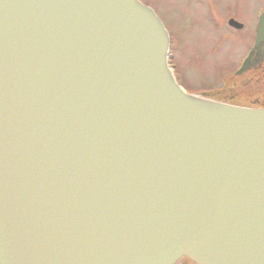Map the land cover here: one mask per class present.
<instances>
[{"label":"water","instance_id":"water-1","mask_svg":"<svg viewBox=\"0 0 264 264\" xmlns=\"http://www.w3.org/2000/svg\"><path fill=\"white\" fill-rule=\"evenodd\" d=\"M168 48L137 0H0V264H264V111Z\"/></svg>","mask_w":264,"mask_h":264},{"label":"rangeland","instance_id":"rangeland-1","mask_svg":"<svg viewBox=\"0 0 264 264\" xmlns=\"http://www.w3.org/2000/svg\"><path fill=\"white\" fill-rule=\"evenodd\" d=\"M140 1L164 21L171 39L170 67L183 90L196 95L223 87L233 76L222 74L233 71L247 54L242 34L228 27L226 15L253 13L264 5V0ZM245 99L244 94L240 103Z\"/></svg>","mask_w":264,"mask_h":264},{"label":"flooded vegetation","instance_id":"flooded-vegetation-1","mask_svg":"<svg viewBox=\"0 0 264 264\" xmlns=\"http://www.w3.org/2000/svg\"><path fill=\"white\" fill-rule=\"evenodd\" d=\"M264 14V5L256 9L255 12L244 11L242 15L228 14L225 17L228 27L237 33L242 34L241 41L248 46V53L241 57V61L233 69L227 70L228 73L222 74L226 78L233 76L223 87L216 88L213 91H202L203 97L215 100H222L219 103L232 105L242 108L255 109L264 111V43L256 47V37L258 25L261 16ZM244 36V37H243ZM254 55L248 65L247 71L237 75L241 69L243 61L249 56L251 51ZM231 78V77H230ZM230 85V86H228ZM192 94V93H191ZM245 94V103H240ZM218 102V101H216ZM174 264H195L187 258H181Z\"/></svg>","mask_w":264,"mask_h":264},{"label":"bare ground","instance_id":"bare-ground-1","mask_svg":"<svg viewBox=\"0 0 264 264\" xmlns=\"http://www.w3.org/2000/svg\"><path fill=\"white\" fill-rule=\"evenodd\" d=\"M170 70V69H169ZM171 72V71H170ZM209 101H211V100H209Z\"/></svg>","mask_w":264,"mask_h":264}]
</instances>
